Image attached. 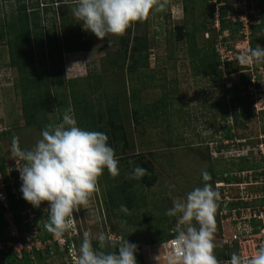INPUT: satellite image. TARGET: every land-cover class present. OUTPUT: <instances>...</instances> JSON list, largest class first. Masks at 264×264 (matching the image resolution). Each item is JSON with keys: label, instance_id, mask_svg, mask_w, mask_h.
Listing matches in <instances>:
<instances>
[{"label": "rangeland", "instance_id": "1", "mask_svg": "<svg viewBox=\"0 0 264 264\" xmlns=\"http://www.w3.org/2000/svg\"><path fill=\"white\" fill-rule=\"evenodd\" d=\"M35 1L25 0L28 11L35 9L31 8ZM55 1L53 0L52 4L53 13L57 27L60 29L62 20L71 14L72 6L67 8L56 6L57 2ZM61 1L67 3L68 0ZM222 1L226 6L233 5V9L237 13L239 11L240 15L244 12L257 13V10L254 9L257 8L255 2L251 7L248 0L245 4L243 0ZM217 3L219 2H214V9L217 8ZM200 4L201 0H195L191 5L188 4L189 8L186 14L182 0H170L166 11L152 12L146 20L135 22L131 27L133 29L137 27L139 31L147 33L151 41L154 40L149 52V66L147 69H143L144 76L142 77L150 85L140 89L139 100L142 104L151 106L161 99L162 92H170H166L168 105L164 115L155 113L151 118H142L138 122H135L132 116L126 115L122 123L128 131H132L130 136L136 143V149L131 153H140L144 159L150 162L151 175L155 179L153 184L136 193L135 198L129 204L128 213H125L121 211V205L117 209L111 208L104 176H100L98 179L99 190L93 193L87 206H81L80 210L74 211L71 217L72 226L70 229L75 230L76 233L75 257L72 258L67 253L60 252L50 258L38 261L37 264H76L78 249L85 232L93 238L100 233H104L110 238L111 235L121 237L127 234L132 237V243L138 246V251L135 253L137 264H157L154 257L159 255L161 246L147 244V240L162 234L168 236L175 232L177 219L166 215L167 210L173 207V201L184 200L188 192L196 187H202L204 183L203 171L209 172L212 177L216 169L225 167L221 162L211 159L209 148L205 143L214 131L212 125H219V131L223 125L231 124V117L227 112L230 93L226 90L238 83V75H223L224 86H222L221 80L217 79V75H194L190 62L185 56V46L182 44L177 47L173 38L168 40L170 32L175 31L176 25L185 24L191 27L194 22L201 21ZM17 5L18 3L14 0H0V19L2 17H5V20L10 19L12 12L16 11ZM40 8L41 4H39V14L42 15V22L47 25L53 14L47 13L44 17ZM62 9L64 10L61 11ZM230 14L232 13L230 12ZM71 16L74 24L81 23L72 14ZM238 17L243 18L244 16ZM257 22L259 20L256 18L254 23ZM211 26L215 27L214 23ZM81 29L83 30L82 24ZM83 35L91 41L89 50L62 53L63 82L72 79L82 82L83 80L80 78L92 72H103L104 79L98 86L101 91L99 92L100 96H103L101 93L105 91L112 93L115 85L116 88L129 87L126 83L129 75L125 71L126 66L124 68L114 67L111 62L115 57V51L121 48V45L116 43L120 37L110 36L100 40L94 33L85 30H83ZM208 35L210 32L196 33L198 46L207 45ZM108 39L115 41L111 47H109ZM228 43L237 45L239 49L242 47L238 37L235 40H229ZM45 54L47 69L41 73V76L49 77L51 76L50 69L60 67V58L57 52H52L50 46L45 48ZM36 61L39 59L36 58ZM8 62V47L6 44H0V130H12L13 136L19 137L20 147L31 149L42 138L41 133L45 126L60 123L63 113L68 107L61 105L53 111H43L40 113V125H26L23 116V93L19 85L15 86L18 82L17 72L14 68L11 69L7 66ZM35 66L36 69L39 68L38 63ZM110 79L113 80L114 86H108ZM260 81L264 83L263 77ZM139 83L137 79L132 82L137 86H140ZM161 84L163 86H160ZM57 91L63 92L61 88ZM119 103L122 110L128 108L126 100L119 101ZM242 121V118H238L236 133L242 135L248 134V132L257 133L259 128L264 125V115L263 117L261 115L252 117L248 123L249 126H240ZM11 143L8 139L1 140V156L8 166L15 164V160L10 155ZM117 160L122 165L118 158ZM209 183L212 184V179ZM219 236L220 226L216 221L214 243L216 245L215 255L218 260L224 253L219 247ZM93 247L99 250L96 239H93ZM115 247L116 245L112 244L103 251H115ZM225 251L229 252L227 249ZM164 256L165 254L162 253L161 264H166ZM220 264L223 263L220 261Z\"/></svg>", "mask_w": 264, "mask_h": 264}, {"label": "trees", "instance_id": "2", "mask_svg": "<svg viewBox=\"0 0 264 264\" xmlns=\"http://www.w3.org/2000/svg\"><path fill=\"white\" fill-rule=\"evenodd\" d=\"M14 1H16L18 5L16 11L14 13L12 12L10 19L5 20V17L0 19V44L7 45L9 54L7 66L11 69L14 68L17 72L18 82L15 86L17 87L19 85L23 93V116L26 125H40L39 120H41V112L53 111L63 105L71 109V114L76 119L77 125L80 128L90 131H100L107 134L109 137V145L115 150L116 158L122 162V165L118 163L119 175L116 177L111 176L107 169L103 172L104 182L107 185L106 190L109 196L108 201L111 203V208L113 209H117L120 205H126L128 209L136 193L144 187L149 188L155 179L154 176L151 175L152 167L150 162L144 159L140 153H131L135 151L136 143L130 136L132 131H128L122 124L123 118L129 115L133 117L135 122H138L142 118H151L155 113L157 115H164L168 105L166 103V96L167 93H170L169 91H166L167 93L162 92L161 99L154 102L151 106L142 104L138 97L140 89L147 88V86L150 85L142 77L144 76L143 69H147L149 66V52L154 40L151 41L147 33L139 31L137 27L136 29L131 28L132 25L123 36H119L120 38L116 43L120 44L121 48L115 51V57L112 58L111 62L114 67L124 68V66H126L125 71L129 74L126 83L129 87L116 88L115 85V89L112 93L105 91L101 93L103 96H100L99 92L101 91L98 89V86L104 79L103 72L95 73L91 71L93 74L91 73L80 78L83 80L82 82H78L76 79L63 82L62 53L89 50L91 45L90 39L85 38L83 35L81 24H74L71 14H68L66 19L62 20L60 29H58L56 18L53 13V0H42L41 2L36 0L34 5H31L33 6L31 8L35 9H31V11H28V5L25 3V0ZM182 1L184 3V11L187 14L189 8L188 4H193L195 0ZM252 1L256 3L260 17L259 22L251 26L250 45L251 49H255L258 44L264 46V0ZM55 2H57L56 6H61L63 8L76 6V0H68L67 3H63L61 0H56ZM250 2L251 0H248V3ZM39 4H41L40 10L43 16L47 13L53 14L47 25L41 20L42 15L39 14ZM214 6L213 0H201L199 8L201 21L199 23L194 22L191 27L185 24L176 25L174 27L175 31L170 32L168 40L173 38L177 47L182 46V44L185 46V56L190 62L194 75H217V79L221 80V84L224 86L223 75L225 73H232L245 68L238 65L236 59L225 63L222 62L218 49L217 37L222 35L221 40L226 43L231 39L235 40L237 37L238 40H240L239 28L241 27V22L239 20L234 22L231 20V16L237 14L233 9V5H219L220 24L217 30L215 27L211 26V24L214 23ZM63 10L64 9L61 11ZM230 12L232 14L229 15ZM225 31L226 35L224 34ZM197 32H210V35H208L209 37H207L208 40L206 39V46H198L196 38ZM211 33H214V35ZM114 43L115 41H113V44ZM49 46L52 52H57L59 54L60 67L50 69L51 76L42 77L41 73L45 72L47 69L45 48ZM230 46L232 45L230 44ZM36 58H38L39 61H36ZM37 63L39 65L38 69H36L35 66ZM259 64L263 65L264 69V63ZM261 77L264 79V70L262 74H258V78ZM250 78L251 74L243 71L238 83L233 84L226 90L230 93L227 103V112L231 117L230 122H233V125H223L221 128L222 130H219L220 135L224 138L235 136L232 130L233 127L237 129L238 118H242L243 120L240 126L245 127L249 126L248 123L251 121V118L255 117L251 109V99L245 91L246 84ZM134 79L139 80L140 86L132 84ZM214 79L216 78L214 77ZM79 83L80 85H78ZM111 85L114 86L112 79L108 82V86L111 87ZM261 85L264 86V83ZM160 86L163 85L161 84ZM60 88L63 92L57 91V89ZM125 100L128 103V108L122 110L119 101ZM260 115L263 117L264 112L260 113ZM212 127L214 131H218L219 129V125L217 124L212 125ZM261 127L264 131V125ZM12 138V130H0V173L3 182H5L9 207L17 225L19 237L23 239V233L29 231V223H23L21 212L27 205L32 207L33 205L20 196L22 185L20 184L21 179H19V172L12 166L8 173L7 168L11 166H8L3 156H1V140L8 139L12 142ZM137 166L147 169V174L139 180L131 178L133 170ZM238 166L244 168L250 166V164L245 161V158H241ZM216 170L212 175V185L217 175ZM8 174L13 178V185L9 184ZM12 188L16 189L19 195L13 193ZM42 205L43 204L37 209L33 207L37 211V216L33 219V222L38 228L37 237L46 240L50 238L52 234L47 231V214L44 212ZM216 221L220 226L217 212ZM3 223L4 220L2 219L0 210V239L3 236ZM173 235H175V232L168 236L162 234L158 237L150 238L147 240V244H159ZM123 239H127L132 243V237L127 234L121 236V240ZM74 242H76V236L67 240L68 244H74ZM118 243L119 242H115L114 244L117 246ZM219 247L224 252L221 257H219V260L223 264L230 259L233 252H237L236 249H227L230 252L229 254V252L227 253L225 251V246ZM58 253H60V251L54 246L52 249L47 248L43 252L32 251L29 253L23 251L22 256L18 258L12 250H10L1 257L0 264H37L38 261L50 258V256Z\"/></svg>", "mask_w": 264, "mask_h": 264}, {"label": "clouds", "instance_id": "3", "mask_svg": "<svg viewBox=\"0 0 264 264\" xmlns=\"http://www.w3.org/2000/svg\"><path fill=\"white\" fill-rule=\"evenodd\" d=\"M169 3L170 0H76L71 14L81 22L83 30L104 40L123 36L133 23L146 20L150 13L166 11ZM112 43L108 39L109 47ZM253 62L264 63V46L258 45L238 57L241 66ZM232 131L242 135L234 127ZM219 135V131H213L206 146ZM41 137L31 149H22L19 137L13 136L10 155L20 172L23 198L35 208L48 203L46 228L60 240L72 226L73 212L87 206L93 193L99 190L98 179L104 170L113 177L119 175L118 160L107 134L80 128L70 108L64 111L60 123L46 125ZM225 167L217 169L216 174ZM146 174L147 169L137 166L131 178L139 180ZM202 179V187L188 192L184 200H174L173 207L167 210V216L177 219L175 236L162 242L159 255L154 257L157 264H161L162 253H166V264H220L214 243L220 194L209 183L212 179L209 172L203 171ZM121 211L128 213L126 205H121ZM93 239L97 240L99 250L93 247ZM114 243L104 233L93 238L85 232L76 264H137L136 244L123 239L115 251H103ZM225 264H264V244L248 257L233 252Z\"/></svg>", "mask_w": 264, "mask_h": 264}, {"label": "built area", "instance_id": "4", "mask_svg": "<svg viewBox=\"0 0 264 264\" xmlns=\"http://www.w3.org/2000/svg\"><path fill=\"white\" fill-rule=\"evenodd\" d=\"M243 1L245 4L247 0ZM213 2H219L214 11V25L218 30L220 24L219 5H224L225 2L222 0H213ZM253 4L254 1L251 0L250 6L253 7ZM254 9L257 10V13L244 12L240 15L239 12L231 16L233 22L236 20L241 22V27L239 28L241 39L239 41L242 47L240 49L237 45L230 46V44L223 42L221 40L222 35L217 37L218 49L223 63L236 59V63L240 65L238 57L244 52L251 50V26L256 24L254 23L256 18L259 20V10L257 8ZM238 16L244 17L239 18ZM242 67L245 69L225 73L224 75L229 76L230 74L232 76L237 74L239 79L243 71L251 74L245 91L251 99L252 111L259 116L260 113L264 112V86L261 85V78H258V74H262L264 70L263 66L253 62ZM208 148L212 159L224 162L227 165L224 170L217 173L213 182L214 189L220 194V198L217 201V215L220 223L219 246H225L226 249H236L237 253H243L246 257L251 256L260 245L264 244V131L260 127L257 133L248 132V134L235 135L230 138H224L219 135L216 139L208 142ZM241 158H245V161L250 166L240 168L238 164ZM14 163L12 166L18 171L16 161ZM12 166L7 168L8 173ZM22 166L23 162L20 161L19 167ZM8 178L9 184L13 185V178L9 174ZM20 184L22 185V181ZM12 192L18 194L14 188H12ZM20 196L23 198L22 192ZM42 206L44 212L45 208L49 207L48 203ZM0 210L4 220L2 226L3 236L0 239V259L4 253L10 250L19 258L22 256L23 251L29 253L32 251L43 252L47 248L52 249L54 246L60 252H65L72 258L75 257L74 244L67 243L68 239L75 236V230L70 229L60 240L54 238L53 235L46 240L38 238V228L33 222V219L37 216V211L30 205H27L21 212L23 223H29V231L23 233V239L19 237V231L9 207L5 182L2 180L1 173ZM174 236L166 240L170 241L174 239ZM110 239L121 241V237H115L114 235H111ZM161 244L162 242L159 245L161 246ZM164 254L166 256V253Z\"/></svg>", "mask_w": 264, "mask_h": 264}, {"label": "crops", "instance_id": "5", "mask_svg": "<svg viewBox=\"0 0 264 264\" xmlns=\"http://www.w3.org/2000/svg\"><path fill=\"white\" fill-rule=\"evenodd\" d=\"M82 76V75H81Z\"/></svg>", "mask_w": 264, "mask_h": 264}]
</instances>
